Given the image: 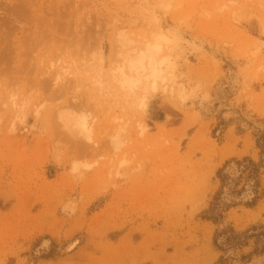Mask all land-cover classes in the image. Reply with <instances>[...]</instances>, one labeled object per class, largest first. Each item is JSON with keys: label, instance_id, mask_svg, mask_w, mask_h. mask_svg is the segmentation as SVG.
<instances>
[{"label": "rangeland", "instance_id": "374dc122", "mask_svg": "<svg viewBox=\"0 0 264 264\" xmlns=\"http://www.w3.org/2000/svg\"><path fill=\"white\" fill-rule=\"evenodd\" d=\"M260 130L264 0H0V264H264Z\"/></svg>", "mask_w": 264, "mask_h": 264}, {"label": "trees", "instance_id": "16d2710c", "mask_svg": "<svg viewBox=\"0 0 264 264\" xmlns=\"http://www.w3.org/2000/svg\"><path fill=\"white\" fill-rule=\"evenodd\" d=\"M256 140H257V145L260 149H262V152L264 154V130H260L257 135H256ZM247 164H248V169H249V174H248V178L251 180H255L258 178L259 176V171H260V164L255 163L252 159H247ZM219 177L223 183L222 189H225V187L227 186H231L232 181L234 180L231 175L229 173L225 172V169L221 170L219 172ZM235 183V182H234ZM232 190V189H231ZM234 190V191H233ZM232 192H235V189H233ZM222 192L223 190H221L218 194L217 197L215 198V203L213 204V207L205 212V215L207 218L209 219H215L217 220L216 215H212L213 213L217 212V209L221 208V207H226L227 206V201H225V199L222 198ZM253 230L257 231V235L258 236H264V225H261L259 227H255ZM221 234H226V237L224 239V241L222 242L223 247H227V246H233V245H237L241 243V238L243 237V234H237L235 233V231L233 229H230L227 232H221ZM248 232L245 233V235H247ZM220 235V234H219ZM244 235V236H245Z\"/></svg>", "mask_w": 264, "mask_h": 264}, {"label": "bare ground", "instance_id": "6f19581e", "mask_svg": "<svg viewBox=\"0 0 264 264\" xmlns=\"http://www.w3.org/2000/svg\"><path fill=\"white\" fill-rule=\"evenodd\" d=\"M13 15V14H12ZM138 61H140V60H138ZM141 65H140V64ZM139 63H137V65H140L141 67H138V69L139 68H142V69H145V67L144 66H142L143 64H142V62L140 61ZM154 64H155V62H154ZM132 65V63L130 64V66ZM133 65H135V66H133ZM132 66H131V68H133V69H135L134 67H136L137 65L134 63ZM144 67V68H143ZM136 72L138 71V73L140 72L139 70H137V67H136ZM145 71V70H144ZM147 71V70H146ZM134 72V71H133ZM160 70L159 69H157V68H155V67H153V69H152V75L154 76V77H158L159 75H160ZM127 75V74H126ZM125 74L123 75V76H126ZM129 75V77L128 76H126L127 78H125L124 79V81L123 80H121V78L123 79L124 77L122 76V73H121V75H119V76H117L116 77V79H119V81L121 80V81H123V82H126V84L128 83L129 85H131V84H133V82H134V84L137 82V81H139V78H137L136 76V78L132 75V76H130V74H128ZM141 75V74H140ZM120 76H122V77H120ZM120 77V78H119ZM162 77V76H161ZM120 81V82H121ZM121 84H122V82H121ZM122 85H124V84H122ZM60 120H61V122H62V124H63V126H64V128L67 130V131H69L70 133H72V134H77V135H82V136H85V137H87V138H89L90 139V135H89V131H90V126L87 124V122L85 121V119H75V118H73L71 115H68V114H66V113H62L61 114V116H60ZM91 132H92V130H91ZM47 249V243L46 242H43L42 244H41V246L39 247V250L40 251H45Z\"/></svg>", "mask_w": 264, "mask_h": 264}]
</instances>
